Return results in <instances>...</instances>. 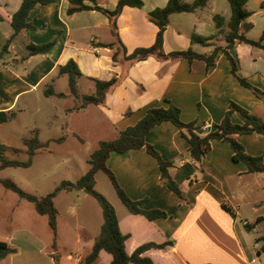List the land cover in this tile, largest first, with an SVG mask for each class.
<instances>
[{"label": "crops", "instance_id": "obj_1", "mask_svg": "<svg viewBox=\"0 0 264 264\" xmlns=\"http://www.w3.org/2000/svg\"><path fill=\"white\" fill-rule=\"evenodd\" d=\"M20 1L0 0V49L13 32L9 20ZM141 1L140 7L124 6L121 9L115 18L116 36L111 30V20L98 10H80L68 14L67 0L35 4L26 16L30 26L20 29L10 39L7 53L0 58V110L14 111L13 119L17 111L22 110L17 108L21 97L30 95L38 88L47 96L43 90L49 84L55 92H63L54 87L56 79L64 75L58 74V66L71 58L81 73L76 77V86L77 80L82 77L93 85L88 93L94 90L92 78L117 79L115 85L105 93L102 103H90L81 109H74L73 105L65 109L69 116L94 111L99 118L96 123L112 133V136L101 139L117 137L126 126L134 124L147 107L164 105V97L179 108V117L183 122L193 121L200 127L196 131L201 135L220 122L230 101L264 120V53L250 49V58L243 60L240 56L246 51L241 47L243 42L235 40L228 52L236 62V74L244 77L255 88L254 91L233 79L230 64L220 51L209 66L198 58L188 61L181 57L160 59L148 56L142 60H125L120 49L117 50L116 60H113L112 53L116 50V44H119L116 42L109 48L99 46V43L115 42L118 37L126 53H130L136 47L149 46L154 40L157 26L149 19L148 12L164 6L167 0ZM249 1H246L245 7L250 14L242 21L245 27L252 24L247 18L253 14L264 15V0H257L260 9L256 12L247 7ZM86 3L90 4L89 1ZM96 3L111 10L116 0H96ZM198 10H206V16H210L211 12L213 19L210 0L204 7L190 13ZM227 12L226 9L220 14L223 17V32L227 30L226 22L230 15ZM180 13L169 15L162 39L164 53L190 47V33H182L171 21L172 15ZM201 15L199 12L196 14L201 25H204L206 18ZM221 30L215 26V31L208 34L214 35L213 38L203 43L201 50H194L210 53L216 44L214 38L223 35L219 32ZM51 40L54 43L46 52H34L30 47V44L40 45ZM224 44L225 41L216 45ZM63 93L64 96H71L69 91ZM230 119L236 123L243 121L242 115L236 110L231 113ZM50 120L51 116L45 118L46 123ZM206 123L209 126L205 127ZM64 126L67 127V123ZM182 132L186 133V130ZM71 133L74 134L73 130ZM60 135H64V140L59 142L63 144L67 135ZM144 138L163 160L172 162L168 172L179 186L182 197L179 198L160 179L155 158L144 148L111 151L105 164L127 196L134 200L142 199L143 208L155 207L167 214L153 220L130 212L124 213L121 218L116 214L119 229L128 234L126 251L130 253L134 247L147 241L172 240L173 244L169 248L149 249L145 255L154 264H264V251L256 245L250 248L245 234L236 226L238 205L243 193L247 195L244 204H252L254 211L258 205L264 210V196L259 194L264 189V172H247L243 162L231 159L233 152L229 144L219 140L210 142L209 151L199 162L193 161L186 139L169 121L153 126ZM236 139L244 145L247 153L261 154L264 160L263 135L251 132L236 135ZM221 202L234 211V217L221 208ZM88 211H92L93 216H88L87 223L77 216L63 221L66 233L72 236L70 232H74L68 247L62 246L58 235L59 211L54 247L51 246L52 239H41L27 228L10 232L6 242L15 247L16 252L0 259V264H83L82 260L91 250L103 219L101 208L99 210L94 206L93 210ZM263 214H257L252 222L245 219L241 223L243 226L245 223L251 224L250 229L255 230L258 224L264 223V219L255 223L256 217ZM61 247L63 250H60ZM109 260L110 255L101 250L91 264H107Z\"/></svg>", "mask_w": 264, "mask_h": 264}, {"label": "trees", "instance_id": "obj_2", "mask_svg": "<svg viewBox=\"0 0 264 264\" xmlns=\"http://www.w3.org/2000/svg\"><path fill=\"white\" fill-rule=\"evenodd\" d=\"M53 0H21L17 9L11 14L9 23L13 29L12 34L0 49V58L7 53V47L10 39L22 28H27L30 23L26 20V16L29 10L35 4H45ZM68 7L66 12L68 14L80 11L95 9L105 14L111 20V30L116 36L115 31V18L120 13L124 6L140 7L142 5L141 0H116V4L113 9L109 10L97 5L96 0H67ZM89 1L90 4L86 3ZM208 0H192L191 2H185L183 0H167L166 4L162 7H156L148 12L149 19L157 26L155 37L153 42L149 46H140L134 48L130 53H126L124 46L117 37L115 42L99 43V46H105L112 48L116 42V50L112 53V59L116 60L117 50H122L123 58L125 60H142L148 56H154L160 59L166 58H185L188 61L193 58L202 59L206 65L213 64L217 53L222 52L227 58L230 64V73L233 79L237 80L243 87L254 91L255 88L246 81L244 77H240L236 74L237 66L233 57L229 54L228 49L233 46L235 40L257 46L264 50V28L261 31L258 39H251L244 35L242 21L249 16L250 12L246 9L245 3L247 0H227L230 8V15L226 22L227 30L223 32L221 26L223 24V17L220 14H214L213 20L215 26L223 33L224 45L214 44L210 53L197 52L191 47H187L183 50L170 51L164 53L162 50L163 32L169 20V15L178 12H190L196 8H202L206 5ZM245 27V26H244ZM248 27V25L246 26ZM218 32V31H217ZM214 35H200L191 33V43H206V41L213 38ZM54 41H48L40 45H32L30 47L34 52H46ZM58 74H66L67 83L69 88V94L79 99L80 102L75 104L74 109L84 108L87 104H100L103 102L105 93L112 88L117 79L111 77L107 80L92 78L94 81V90L91 93L79 95L76 86V77L81 73L77 67V64L73 59H68L64 64L58 66ZM45 95L64 96L63 92H55L51 84H49L44 90ZM164 105L149 106L144 110L143 115L132 125L126 126L121 130L117 137L112 139H100L97 141L96 147L90 152L89 158L86 160L89 164L88 168L75 180L61 179L58 184L46 194L37 197L31 193H28L18 187L10 178H0V184L16 193L20 198H24L33 204L35 212L40 215H46L47 225L51 230L53 237L51 246H55L56 236V218L58 210L54 205V197L60 191H69L72 189H82L87 194L91 195L98 202L101 213L102 222L100 224L99 232L94 237L91 250L84 256L83 264H91L99 255V252L103 250L110 255V260L107 264H154L152 259L145 255V251L149 249H165L169 248L172 244V240H165L163 242L147 241L134 247L130 253L125 249V240L128 237L127 233H122L119 229L118 219L115 213V209L112 204L94 188L95 178L94 174L97 170L103 171L109 178L116 195L119 200L132 214H139L148 220H153L157 217H165L167 214L158 208H143L141 203L143 200L131 199L117 184L113 173L107 168L105 160L111 151L124 152L129 149L144 148V150L155 158L158 169L159 177L164 184L173 191L179 198L182 197L181 190L177 183L169 175L168 167L171 165V161L163 160L156 149L145 141V134L155 125L169 121L175 127H177L181 135L186 139L188 143V152L190 158L199 162L201 158L209 151L210 142L212 140L225 141L232 149L231 159L233 161H241L244 163L247 172H264V160L261 154L251 155L245 151L244 145L236 139V135L257 132L264 136V120L259 116L247 111L236 103L230 101L224 112L220 122L214 125L212 130L207 131L203 135L199 134L196 130L200 127L195 125L193 121L183 122L180 117L179 108L172 103L169 99L164 97L162 99ZM239 111L243 115V121L241 123L232 122L230 115L233 111ZM14 116V111L0 110V122L7 121ZM186 130V133L182 132ZM64 140V135H59L56 138L48 139L45 142H40L36 133L30 137H23L21 139L22 144L26 146L27 157L23 160L16 158H9L3 154L4 148H7L0 142V170L5 167H28L32 163V157L37 148L47 145L50 141L57 143ZM221 208L234 217V211L224 203L220 204ZM264 219V214L258 216L255 219V223ZM245 228L249 230L252 225L244 224ZM256 240H261L259 250L264 251V233L257 237ZM16 252V248L9 245L5 241L0 240V259L4 258L8 254ZM204 264H212L206 262Z\"/></svg>", "mask_w": 264, "mask_h": 264}, {"label": "rangeland", "instance_id": "obj_3", "mask_svg": "<svg viewBox=\"0 0 264 264\" xmlns=\"http://www.w3.org/2000/svg\"><path fill=\"white\" fill-rule=\"evenodd\" d=\"M183 1L190 2V0ZM210 4L213 7L214 14H222L227 9L229 15L230 10L227 0H210ZM247 7L255 12L260 9L257 0H250ZM198 12L202 13L201 17L206 18V24L201 25L196 16ZM247 19L252 24L248 27H242L244 35L258 39L264 28V15L256 13ZM171 21L175 27L185 34L194 32L208 35L215 31L211 12L210 16H206V10L201 12L198 10L193 13L181 12L179 15L174 14ZM222 38L223 35L219 34L213 42L220 44L224 42ZM189 46L193 49L196 48L195 50L203 48L200 43L190 42ZM241 47L246 49L243 52L244 54H240L243 60L250 58V49L264 53L261 48H255L245 43H242ZM258 66H261V64L258 63ZM54 87L65 93L69 91L65 74L56 79ZM92 87V83L85 80L84 77L77 80L79 94L90 92ZM137 88L139 89V86ZM41 90V88H38L30 95L21 97L17 103V108L22 110L17 111L13 119L0 123V142L7 146V148H4L3 154L9 158L19 160L27 157L26 146L21 141L23 137H30L36 133L39 141L45 142L48 138L60 134L67 135L63 144L52 141L37 148L30 166H10L0 171V178H10L22 190L37 197L52 190L61 179L72 181L77 179L88 168L89 164L86 159L89 158L90 152L95 148L97 139L112 136L108 129L102 128L96 123L99 118L94 111L86 114L73 113L71 116L68 115L65 109L79 103L80 98L76 99L72 95L63 97L44 96ZM49 116H51V120L46 123L45 118ZM66 123L67 127L64 126ZM60 125H62L61 128ZM72 130L76 136L71 133ZM94 178V188L112 204L116 214L121 218L128 210L116 195L108 176L103 171L97 170ZM259 194L264 196V189L260 190ZM242 196L238 205L236 226L243 235L245 234V240L250 248L254 245L260 248L262 241H254V238L264 233V223L258 224L255 230H247L241 222L245 219L252 222L257 214L264 213L263 207L255 206L256 211H254L252 204H244L247 195L243 193ZM53 200L60 216L58 233L60 242L63 247H68L71 245L74 232H70L72 236L68 235L62 226L63 221L72 220L74 216H77L79 220L87 223L89 221L88 216H93L92 211L89 213L88 209L93 210L96 206L100 210V206L95 198L82 189L60 191ZM74 209L76 212H74ZM228 215L232 217L229 213ZM19 228H27L31 233L44 240L53 237L47 225L46 215L37 214L31 202L20 198L16 193L0 184V240L6 242L9 233ZM63 247L60 250H63ZM60 250L56 251L59 252Z\"/></svg>", "mask_w": 264, "mask_h": 264}, {"label": "built area", "instance_id": "obj_4", "mask_svg": "<svg viewBox=\"0 0 264 264\" xmlns=\"http://www.w3.org/2000/svg\"><path fill=\"white\" fill-rule=\"evenodd\" d=\"M204 126L207 127V126H209V124L206 123Z\"/></svg>", "mask_w": 264, "mask_h": 264}]
</instances>
